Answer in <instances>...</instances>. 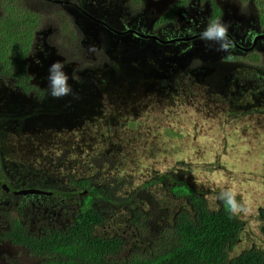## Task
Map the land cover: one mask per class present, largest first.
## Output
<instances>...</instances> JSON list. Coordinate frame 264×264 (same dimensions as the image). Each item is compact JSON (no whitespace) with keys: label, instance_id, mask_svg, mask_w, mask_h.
Returning <instances> with one entry per match:
<instances>
[{"label":"flooded vegetation","instance_id":"obj_1","mask_svg":"<svg viewBox=\"0 0 264 264\" xmlns=\"http://www.w3.org/2000/svg\"><path fill=\"white\" fill-rule=\"evenodd\" d=\"M20 6L32 16L24 20L27 24L24 33L14 44H8L9 49L18 51L7 55L0 50V264L14 260L19 264H39L46 254H56L54 248L53 252L43 250L42 238L51 232L69 231L83 206L81 202L75 211L67 205L77 193L84 192L76 191L78 187L68 183L67 175L73 172H54V167L43 172L46 168L39 156L32 155L28 161H22L14 140L15 137L30 138L32 126L28 124L32 123H77L86 130L93 126L100 129L107 122V113L103 110L94 116L93 108L89 110L96 99L92 93L81 92L85 78L80 76L78 83L71 75L84 74L85 67L103 68L113 57L127 62L144 58V64L155 66L173 60L184 69L206 70L203 79L208 84L220 82L228 90L241 89L244 85L255 96L264 95V6L261 3L251 0H103L101 3L20 0ZM83 15L94 21L93 34L82 30L83 21L79 25ZM45 19L54 24L50 33L46 28L41 30ZM215 20L227 25L228 38L223 48L201 39V32ZM55 28L59 29V43ZM19 39L21 43H17ZM85 39L88 45L82 44ZM91 42L94 44L90 45ZM75 53L87 59H76ZM59 57L69 69L72 93L54 98L49 94L47 76L54 58ZM246 57L247 61H241ZM173 68V74L180 73V69ZM218 79L221 80L217 82ZM232 95V91H225L222 98L230 100ZM240 98L246 105L252 104L245 93ZM46 173L53 179L63 176L65 186L59 182L52 189L42 187L32 176H46Z\"/></svg>","mask_w":264,"mask_h":264},{"label":"rangeland","instance_id":"obj_2","mask_svg":"<svg viewBox=\"0 0 264 264\" xmlns=\"http://www.w3.org/2000/svg\"><path fill=\"white\" fill-rule=\"evenodd\" d=\"M95 1L103 2L89 0ZM251 1L264 3V0ZM38 7L50 15L47 9ZM87 19L83 15V20L78 23L81 26L83 21L82 30L93 34L95 26L91 25L94 21ZM53 27L52 21H42V31L46 28L50 33ZM55 30L59 43V29ZM86 39L82 44L88 45ZM2 52L14 53L9 47ZM75 57L87 59L77 53ZM57 60L64 59L54 58L53 62ZM173 67L180 69H176L180 73L173 74ZM83 69L84 74L75 73L71 77L78 83L80 76L85 78L81 92L92 93L96 99L89 110L93 108V116L103 110L107 113V122L104 121L100 129L93 126L86 130L77 123L28 124L32 126L30 138H14L22 161H28L32 155L39 156L46 168V171L41 170L43 172L51 171V167L59 173L67 170L79 174H68L67 178L83 176L92 182L91 185L100 186L107 198L101 199L102 195H99L94 197L92 204L105 214L106 222L95 227L96 233L133 232L129 224L132 206L123 203L132 193L136 192L141 201L148 190L153 196L156 193L158 199H163L164 194L170 196L168 184L162 185L163 190L158 185L143 189L145 183L156 177L154 175L169 171L181 173L192 186L209 191L212 206L217 205L221 192L231 189L243 205L239 214L245 223L232 255L249 248L264 251L262 222L258 214L259 207H264V95L255 96L256 93L244 85L241 89L236 88L238 92L228 90L219 82L221 79L217 80L219 83L208 84L203 79L206 70L184 69L173 60L155 66L144 64V58L127 62L113 57L103 68ZM67 70L65 67L64 71L70 76ZM225 91H232L230 100H223ZM243 93L252 104L246 105L241 100ZM87 102L93 104L92 100ZM61 160L64 162L56 163ZM60 168L64 170H58ZM33 172H36L35 168ZM45 175L32 176L42 187L50 189L61 181L65 183L63 176L53 179L47 177L49 173ZM77 189L88 193L82 186ZM83 193H77L71 199L74 202L69 200L67 205L71 210H78ZM166 197L167 201L169 198ZM85 199L91 201L88 197ZM179 201L182 200H174Z\"/></svg>","mask_w":264,"mask_h":264},{"label":"trees","instance_id":"obj_3","mask_svg":"<svg viewBox=\"0 0 264 264\" xmlns=\"http://www.w3.org/2000/svg\"><path fill=\"white\" fill-rule=\"evenodd\" d=\"M31 16L21 9L20 0H0V50L14 44L24 33L23 28H27L24 20ZM154 176L143 189L158 185L163 190L162 185L168 184L170 196L164 194L163 199H158L156 193L153 196L148 190L141 201L136 192L132 193L123 203L132 206L129 224L133 232L121 230L112 234L95 232V227L106 222L105 214L91 206L94 197L102 195L101 199L106 200L101 187L91 185L83 176L69 178L68 183L82 186L88 193L82 196L83 206L69 231L51 232L42 238L43 250L53 252L54 248L57 253L46 254L39 264H264L261 249L249 248L232 256L245 226L239 213L233 214L220 198L212 206L209 191L192 186L181 173L169 171ZM61 184L65 186L64 182ZM86 197L91 201L87 202ZM258 214L264 237L263 206ZM9 264L19 263L14 260Z\"/></svg>","mask_w":264,"mask_h":264},{"label":"clouds","instance_id":"obj_4","mask_svg":"<svg viewBox=\"0 0 264 264\" xmlns=\"http://www.w3.org/2000/svg\"><path fill=\"white\" fill-rule=\"evenodd\" d=\"M201 39L205 42L219 44L221 48L225 46L227 40V25L220 20L210 22L201 32ZM65 64L61 60L54 61L48 69L47 87L49 94L54 98H60L72 93V87L68 83L69 76L64 71ZM219 198L228 206L233 214L243 211V205L236 199V193L228 189L220 193Z\"/></svg>","mask_w":264,"mask_h":264}]
</instances>
